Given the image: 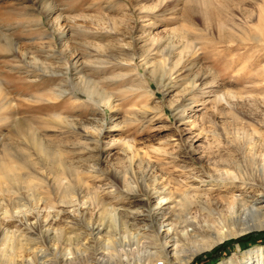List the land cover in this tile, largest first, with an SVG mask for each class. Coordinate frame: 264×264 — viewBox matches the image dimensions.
<instances>
[{
	"label": "rangeland",
	"instance_id": "rangeland-1",
	"mask_svg": "<svg viewBox=\"0 0 264 264\" xmlns=\"http://www.w3.org/2000/svg\"><path fill=\"white\" fill-rule=\"evenodd\" d=\"M262 11L264 0H0V156L36 154L25 130L49 154H85L79 170L95 177L88 183L105 202L88 205L74 194L69 203L58 199L47 206L27 199L13 209L11 227L6 226L11 219L1 214L0 254L4 242L23 229L37 231L33 244L5 252L2 264H38L47 245L54 244L45 241L41 228L65 233L91 220L115 227L121 209L138 211L144 202L148 210L172 209L168 199L144 195L149 174L168 191L176 183H192L191 202L220 194L234 202L261 194L256 179L264 167ZM8 39L15 44L11 51ZM33 55L39 66L68 69L67 77L45 74ZM157 63L164 67L152 75ZM82 69L106 98L103 104L76 85ZM201 78L206 85L198 86ZM191 89L181 111L178 103ZM55 114L63 125L55 124ZM117 191L127 197L114 199ZM225 206L214 214L218 236L221 212H233L232 205ZM203 215L192 203L181 221H137L114 237L129 243L149 227L156 237L185 233L188 225L203 223ZM74 232L79 243L89 238ZM259 247L264 231H252L225 239L187 264H224ZM89 252L107 254L98 246ZM109 254L111 260L125 258L121 248ZM154 262L163 264L164 258Z\"/></svg>",
	"mask_w": 264,
	"mask_h": 264
},
{
	"label": "bare ground",
	"instance_id": "bare-ground-1",
	"mask_svg": "<svg viewBox=\"0 0 264 264\" xmlns=\"http://www.w3.org/2000/svg\"><path fill=\"white\" fill-rule=\"evenodd\" d=\"M262 16L264 17V11H262ZM255 42L257 41L255 40ZM5 45L11 51L15 44L8 39L5 41ZM127 48L129 49V46ZM27 56L28 54L26 53L24 57ZM130 58L132 59V57ZM31 60L45 74H60L62 77H67L68 69L63 73L53 67L39 66L34 55L31 56ZM162 67H164L163 63L154 65L151 69L152 75H155L159 68L161 69ZM72 69L76 70L73 67ZM78 73L81 77L75 81L77 82L76 85H82L91 93L90 97L92 100L103 104L106 98L92 86V82L88 81V78L83 74V69ZM202 81L203 78L200 79L198 86L206 85ZM192 89L178 103L177 108L181 111L188 106L187 102L189 99H187V96L192 92ZM57 94L61 96L64 93L58 92ZM108 103L110 104V101H107ZM52 119L56 125L64 124V120L60 119L57 114L53 115ZM24 135L31 139L36 154H4L0 156V198L4 201V205H0V215L2 214L5 218L11 219L6 226L11 227L14 224L15 220L12 219L13 209L20 206L21 202L27 199H30L31 203L39 204L40 202V204L47 206L58 199L63 203H69L70 197L76 195L84 197L88 205L102 207L105 204L102 196L93 191L90 183H88L90 180L88 178L95 177L90 173H84L79 170V165L84 161L83 156L85 154H66V156H71L68 160L65 154L47 153L42 142L33 136L31 137L28 130L24 131ZM83 138L88 141L86 134ZM261 171V175L255 181L262 193L253 197H242L234 202L227 201L228 198L226 199L222 194L218 195L216 199L211 197L209 201L196 198L191 202L187 196V191L191 189L192 183H176V188L168 191L164 186H159L155 183V177H151L150 174L146 175L145 181L148 184L143 189L144 195L150 198L153 194H157L161 198L168 199L173 204L172 209L165 207L160 208V210H157V208L154 211L148 210L147 202H144L139 207L141 210L138 211H130L126 208L121 209L119 212L120 219H118V224L115 227L106 222H94V220H91L83 224L75 223L76 225L74 224L75 226L69 227L70 231L65 233H60L57 230L53 231L50 227L41 228L40 230L45 241L53 242L54 244L47 245L43 254L37 258L38 264H154L156 263L154 261L159 256L164 258L163 264H187L197 254L209 252L215 245L222 241L224 242L225 239L241 236L252 231H264V167ZM89 174L91 176L88 177ZM117 179L118 176H115V182ZM216 184L224 186L225 183ZM114 195L113 198L118 200H123L127 197L122 191H117ZM192 203L198 211L204 214V220L199 226L188 225L190 229H186L185 233L181 230H173L171 233L167 232L156 237L151 234L152 230L150 231L149 227L146 231L137 233L135 239L129 243L120 242L114 237L117 231L131 229L137 221L147 220L151 223L157 219L164 220L168 218L181 221V216L184 215V212ZM224 204H226L225 208L229 204L232 205L233 212H221L222 208L218 210L222 213L220 215L221 225L219 227L221 234L218 236L214 232L215 225L213 222H217L214 214L216 213V209L222 207ZM31 215L34 216L33 213ZM54 216L57 217L58 213H55ZM74 230L84 231L85 233L83 234L88 235L89 238L84 243H79V240L77 241L75 236H79L80 234H77ZM21 234V236L16 237L14 240L9 239L4 242V249L0 254V264L5 262V252L22 251L27 244H33L32 241L36 239L37 231L36 229L25 228ZM71 243L74 245L70 246ZM94 246H98V249L103 251L101 255L107 254L92 257L89 251ZM159 246H165V248L161 247L163 250H160L158 249ZM117 248H121L124 253L123 257L125 258L118 259L115 257L114 260H111L112 255L109 254L110 250L117 251ZM117 255L122 257V253L120 252ZM245 261L247 264H264V247L254 248L250 251L234 255L224 264H243L242 262Z\"/></svg>",
	"mask_w": 264,
	"mask_h": 264
}]
</instances>
